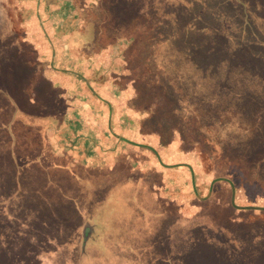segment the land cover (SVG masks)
I'll use <instances>...</instances> for the list:
<instances>
[{
	"label": "rangeland",
	"instance_id": "1",
	"mask_svg": "<svg viewBox=\"0 0 264 264\" xmlns=\"http://www.w3.org/2000/svg\"><path fill=\"white\" fill-rule=\"evenodd\" d=\"M91 1L8 0L9 3L5 2V5L11 10L9 20L7 13L0 8V63L10 69L7 78L11 83L17 78L18 90L23 91L27 86L30 93L32 90L35 92V88L45 92L46 88L50 89L46 84L49 72L61 71L62 75L82 82L86 74L92 86L96 87L94 94L103 99L105 86H99L98 80L102 83L110 80V67H115L121 61L125 65L130 63L138 52L137 41L139 46L144 42H154L151 33L145 39V35L139 38L138 30L118 32L122 24H128L130 15L131 19H135L132 11L134 14H152L155 0H110V4L104 3L110 5L108 18L101 16L86 27L84 23L91 17H88L85 9L92 5ZM23 2L25 5H20ZM206 4H210V9L202 11L205 12L198 20V32L194 35L188 33L187 41H191L195 47L193 51L186 52L193 55V60L189 59L192 62H184L181 67L180 63L169 65L173 70L181 69L188 112L196 116V122L198 120L201 123L205 137H212L214 158L200 146L199 137L195 136L187 143L181 142L179 152L184 150L189 161L195 164L192 167L195 172L191 171L183 187L181 175H178L183 170L175 168L173 160L169 163L163 160L165 156L173 154L176 145L165 147L157 143L154 148L156 155L152 151L143 155L139 149L140 154L135 153L125 143L116 153L108 149L101 151L107 150L104 160L111 165L121 159L128 168H137L134 170L135 176L143 184H151L155 201L168 205L174 213V217H170L155 211L153 217H156L160 233L153 239L155 261L146 258L147 264H185V257L191 251L210 258V264H264V209L259 208L264 207V187L261 186V180L256 181L258 174L264 178V156L258 154L262 150L264 152V0H206ZM166 9H169L168 5ZM175 22L178 26H181L180 23L185 24L181 18ZM53 33H58L59 37L68 35L69 45L63 51L67 56L62 55L61 60L36 58L38 48L34 44L38 42L37 36ZM121 42V49L112 50L109 47ZM168 45L166 42L165 46ZM162 57H165V62H169L172 54L165 51ZM103 66L106 67V73L101 75ZM178 69L176 72L180 73ZM160 71L168 80L174 75L165 68ZM28 76L31 80L26 84ZM33 81L34 85L38 82L35 88L32 86ZM106 87L105 91H109L108 85ZM52 90L54 102L61 99V88ZM63 101L65 99L57 101L58 105H64ZM72 102L78 111L77 120L80 116L77 125L73 126L74 134L92 139L93 134L86 127L88 122L84 120L93 113L92 109L84 102ZM36 103H41L39 94ZM72 112L64 111L63 119H67ZM54 121L59 122L58 117ZM62 128L67 129V125ZM65 129L60 133H65ZM161 130L168 131L164 127ZM153 131L160 133L158 124L154 125ZM174 138L181 141L177 134ZM112 144H115L114 141ZM230 156H236L238 163L245 166L229 165ZM186 170L189 174V169ZM88 178L94 181L93 177ZM214 178L228 179L232 183L235 190L233 201L230 189L225 190L223 196H205V188ZM203 183L206 187L202 186ZM212 207L220 217L207 219L200 214L207 213ZM218 219L225 220V224L217 225ZM4 226L0 224V243L4 242L1 236L6 231ZM16 227L21 231L27 230L26 226L17 223ZM47 228V233L51 235L54 227ZM94 232L90 233V239ZM77 236L76 231L69 233L68 243L76 241ZM95 238L103 239L104 245L110 246L114 260L120 264L117 256L125 246L112 245L102 232ZM71 246L53 249L52 252L49 248H53L54 244L45 241L36 252L43 254L42 264H46L45 257L57 264H77L79 254ZM98 253L101 252L97 248L89 251V258H85L86 264H115L101 256L96 257ZM33 262L39 264V260L34 259ZM22 263L30 264L27 260Z\"/></svg>",
	"mask_w": 264,
	"mask_h": 264
},
{
	"label": "trees",
	"instance_id": "2",
	"mask_svg": "<svg viewBox=\"0 0 264 264\" xmlns=\"http://www.w3.org/2000/svg\"><path fill=\"white\" fill-rule=\"evenodd\" d=\"M156 1L152 14H134L132 11L135 19L130 15L128 24H122L118 32L138 30L139 38L145 35L146 39L150 33L154 38L153 43L144 42L140 46L137 41L138 52L127 63L128 76L123 82L131 84L136 97L131 106L145 122L158 124L161 140H169L177 134L182 143H187L195 136L199 137L200 146L214 158L212 137H205L201 123L188 112L181 69H171V65L180 63L181 67L184 62H192L193 55L186 52L195 47L187 41L188 33L198 32V20L209 11L210 4H206V0H158L156 6ZM5 2L9 3L0 0V8L9 20L11 10ZM104 3L110 4V0L91 1L92 5L85 9L91 18H87L84 26L101 16L108 18L110 5ZM178 18L184 19L185 24L176 25ZM165 51L172 54L169 62L174 64L164 61ZM161 68L174 75L169 80L164 78L159 72ZM9 70L0 63V224L6 225V231L1 235L4 242L0 243V264H24L23 260L34 264V259L42 264L43 254L36 251L45 241L54 244L50 251L72 244L79 254L77 264H86L89 251L96 248L101 252L96 257L117 264L110 246L104 245L103 239L95 238L100 232L112 245L125 246L117 256L120 264H147L146 258H153L154 262L153 239L160 232L153 215L159 211L174 217L169 206L157 203L152 197L151 184H143L123 161L116 160L111 165L85 157L82 162H71L65 155H60L51 135L55 125L48 112L52 103L44 100L52 94V88L38 91L41 96L38 105L32 99L33 93L28 94L24 88L23 91L17 89V78L13 83L8 80ZM161 127L166 128L167 133ZM262 151L258 154L264 156ZM229 160V165L241 166L236 156H230ZM88 177H93L94 181ZM258 180L264 187V178L259 174ZM227 187L229 189L228 184ZM200 214L207 219L220 217L214 207ZM16 223L26 226L27 230L21 231ZM216 224L224 225L225 220L218 219ZM50 226L54 227L51 235L47 233ZM72 231L78 232L77 240L68 243L67 237ZM93 231L94 236L90 239ZM209 259L191 251L185 257V264H210ZM44 260L46 264H57L48 257Z\"/></svg>",
	"mask_w": 264,
	"mask_h": 264
},
{
	"label": "crops",
	"instance_id": "3",
	"mask_svg": "<svg viewBox=\"0 0 264 264\" xmlns=\"http://www.w3.org/2000/svg\"><path fill=\"white\" fill-rule=\"evenodd\" d=\"M20 5H25V3L23 2ZM34 24H36V22ZM37 37L38 42L34 41L36 42L34 45L38 48L36 58H49L53 60L57 58L58 60H61L62 55L67 56L66 53H63V51L67 49V45H69V43L67 44L68 35L62 34L59 37L58 33H53V35H39ZM121 44L122 42L114 43L113 45H109V47H111L112 50L121 49ZM104 50L108 51L106 48ZM101 69V75L106 73L105 66ZM127 70V63L125 65V63L121 61L115 67H110V80H106L104 83H102L103 81L98 80L97 84H101L99 86H105L102 91L105 96L103 99L98 98L94 94L96 87L92 86V83L89 81L86 74H84L85 82H82L80 79L62 75L61 71H53V73L49 72V78H46V84H48L51 88H61L62 97L61 99H57L58 102L65 99V101H63V103L65 102L64 105H58L57 101L54 102L53 97L50 94L49 97L44 99L47 102L52 103L50 105L48 115H50V119L55 125L52 126L51 129L55 150L60 153V155H65L64 157L70 159L71 162L78 160L82 162L85 160V157H91V160L93 161H101L105 163L104 153L106 154L107 150L106 152L101 151L103 149H108L116 153L118 150H121L124 143L133 148L135 153L140 154L139 150L142 151L143 155H147L149 151H152L155 154L154 148L157 143L164 145L165 147L173 144L176 145V150L171 156H165L163 160H165L166 163L172 162L173 160L172 164H174V167L183 170L181 171L182 174L178 175H181L180 182H182V186L185 187L191 171H194L192 167H194L195 164L189 161V156L185 154L184 150L179 152L181 141H177L174 138L176 135H173L170 138L171 141L170 139L164 141L161 140L159 133L153 131L155 122H145L143 117L136 113V110L131 106V104H134L133 101L136 100L134 89L130 83L123 82V80H125L128 76ZM116 77H118V79ZM30 80L31 79H29L28 76L26 84L30 82ZM37 83L34 85L33 81L32 86L35 88ZM107 85L109 91H105V89H107ZM25 89L28 94H31L27 86ZM35 90V92L32 90V93L34 94V96L32 95V99L36 103L38 91L42 90L39 88H35ZM110 90H112V92ZM72 100L84 102L85 105L92 109L93 113L87 115L84 119L88 122L86 123L87 130L91 131L93 134L92 139H89L87 136H81L76 133L74 134L75 131L73 126L77 125V121L80 119V116H78L77 120L78 111L73 105L74 102H72ZM67 110L73 111L72 115L70 114L67 119H63V112ZM55 117H58L59 122L56 123L54 121ZM66 125L67 129L62 128ZM59 126H61V128ZM64 129L65 133L61 134L60 132ZM112 141H114V145H111ZM176 160H178V162H175ZM119 161L122 160L120 159ZM123 164H125V161H123ZM187 168L189 169V174L187 173ZM133 170L136 171L137 168ZM211 180L212 181L209 182L207 187L204 183L202 185L203 187H206L205 196H209L211 198L214 196L217 197L218 195L223 196L225 190H228V184L229 189L231 190V200H234L231 182L228 179L216 180L214 178Z\"/></svg>",
	"mask_w": 264,
	"mask_h": 264
},
{
	"label": "water",
	"instance_id": "4",
	"mask_svg": "<svg viewBox=\"0 0 264 264\" xmlns=\"http://www.w3.org/2000/svg\"><path fill=\"white\" fill-rule=\"evenodd\" d=\"M231 187H232V195L234 196V188L233 185L231 183ZM233 201V200H232ZM244 208H248V206H244ZM260 209H264V207H259Z\"/></svg>",
	"mask_w": 264,
	"mask_h": 264
}]
</instances>
